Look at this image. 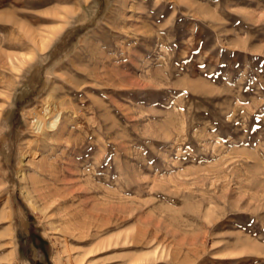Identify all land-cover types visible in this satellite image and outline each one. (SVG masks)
Wrapping results in <instances>:
<instances>
[{"label": "rangeland", "instance_id": "rangeland-1", "mask_svg": "<svg viewBox=\"0 0 264 264\" xmlns=\"http://www.w3.org/2000/svg\"><path fill=\"white\" fill-rule=\"evenodd\" d=\"M0 264H264V0H0Z\"/></svg>", "mask_w": 264, "mask_h": 264}, {"label": "bare ground", "instance_id": "bare-ground-1", "mask_svg": "<svg viewBox=\"0 0 264 264\" xmlns=\"http://www.w3.org/2000/svg\"><path fill=\"white\" fill-rule=\"evenodd\" d=\"M53 94L44 101V105L41 106L40 110L29 112L32 119L30 120V133L32 138L28 140L25 159L29 163L30 169L34 171L35 175H22L21 179L23 182L22 191L28 197L30 204L33 208H35V210H40L35 200L36 198L34 197L35 194H38L37 196L39 199L42 198L43 200H46V202H48V198L52 197L43 192V185L41 186V177L46 174L50 175L48 173H51V171L54 170L52 163L50 164V158L45 155L47 154V150L44 149L50 147V144H54L55 138L60 135L61 125L59 120L65 110L64 100H56ZM48 203H51V200ZM125 236H123L124 241L126 239ZM117 238L119 239L122 237L119 235Z\"/></svg>", "mask_w": 264, "mask_h": 264}]
</instances>
